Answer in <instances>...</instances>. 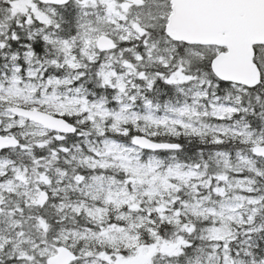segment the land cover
<instances>
[{
    "label": "snow or ice",
    "instance_id": "snow-or-ice-1",
    "mask_svg": "<svg viewBox=\"0 0 264 264\" xmlns=\"http://www.w3.org/2000/svg\"><path fill=\"white\" fill-rule=\"evenodd\" d=\"M0 264H264V0H0Z\"/></svg>",
    "mask_w": 264,
    "mask_h": 264
}]
</instances>
